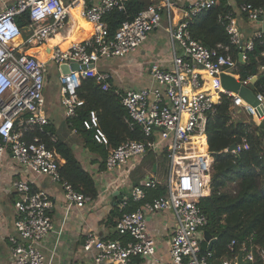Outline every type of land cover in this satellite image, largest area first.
Wrapping results in <instances>:
<instances>
[{
	"label": "built area",
	"instance_id": "1",
	"mask_svg": "<svg viewBox=\"0 0 264 264\" xmlns=\"http://www.w3.org/2000/svg\"><path fill=\"white\" fill-rule=\"evenodd\" d=\"M126 1L16 0L0 8V166L9 151L21 173L12 184L18 195L14 202L15 233L8 237L12 264H48L37 243L54 231V202L45 189L37 187L36 179L48 176L60 183L69 208H83L89 200L62 179L59 165L63 159L57 151L49 149L39 136L33 134L32 139L28 138L39 131L51 141L57 140L48 129L50 119L45 111L46 61L28 51L42 48L49 37L59 33L75 7L83 8L82 15L97 25L96 31L83 41L56 45L48 53V60L58 66L79 65V70L69 68L59 77L60 102L68 120L75 118L85 103L77 94L82 80L94 78L104 90L110 89L111 75L99 71L97 64L103 59L135 52L162 25L164 16L168 18L166 30L175 50L169 68L157 63L150 66L152 85L124 92L121 103L127 111L126 121L131 129H140L143 138L111 148L105 161L106 169L112 171L152 153L157 159L165 158L164 176H147L122 199V215L115 230L124 240L119 237L106 240L88 232L84 251L93 253L95 264H240L241 253L242 264H255L256 255L264 264V248L256 247L255 252L254 246L249 248L243 243L236 252V239L228 246L231 258L215 262L211 250L204 253L202 244L208 219L201 207L203 199L210 195L214 162L207 123L223 96L232 99L235 118L242 112L254 124L264 120L261 108L250 105L222 85L224 73L248 86L253 76L264 73L263 50L257 57L258 72L246 80L240 75L241 64L250 60L257 44L264 45V6L248 3L227 11L221 23L229 42L209 48L193 37L190 22L216 6L218 0H187L183 6H180L183 0H159L133 19L124 21L112 36L104 17L114 9L125 11ZM24 11L29 12L32 30L27 36L15 20ZM29 44L33 46L28 47ZM263 87L264 84L260 86ZM260 88L254 93L264 107V92ZM83 126L93 132L97 143L109 145L97 111L89 112ZM246 149L249 142L244 138L236 143V149L228 148L225 152L238 154ZM160 190L164 194L155 195ZM149 213H172L175 218L168 240V259L157 254L156 242L149 232Z\"/></svg>",
	"mask_w": 264,
	"mask_h": 264
},
{
	"label": "trees",
	"instance_id": "2",
	"mask_svg": "<svg viewBox=\"0 0 264 264\" xmlns=\"http://www.w3.org/2000/svg\"><path fill=\"white\" fill-rule=\"evenodd\" d=\"M157 1L159 0H127L125 11L112 10L104 17L110 35L113 36L124 21L133 19ZM248 3L256 7L264 6V0H218L216 6L201 12L191 20L190 30L193 37L209 48L219 43H228L229 38L221 19L227 11ZM29 18L28 11L18 14L15 18L25 35H28L26 27L29 26ZM263 50L264 45L257 44L250 55V60L241 64L242 80L258 72L257 57ZM262 63H264L263 59ZM262 84L264 77L256 84H250L249 87L254 92H258L257 89ZM260 90L264 92V87ZM77 94L85 103L79 107L77 116L68 121L77 130L83 146L97 156L96 161L99 162L100 168L105 170L109 150L127 140L142 139V132L138 128L131 129L126 121L127 111L121 103L124 92H118L112 86L104 90L94 78H86L82 80ZM231 104L232 99L223 96L222 102L209 117L206 130L214 162L210 181L211 194L203 199L201 207L208 219L205 231L216 239L211 249L215 262L231 258L232 254L228 246L233 239L237 241L236 252H239L243 243L249 248L254 246L255 252L256 247L264 248V132L262 130L264 120L256 126L246 119L235 118ZM91 110L97 111L100 127L107 135L109 145L97 143L93 138V132L83 126V121ZM33 134L43 138L47 147L56 150L64 160V163L59 165L62 179L72 184L86 197L97 198L99 190L96 181L83 167L73 148L60 139L53 142L39 131L29 134L28 138L32 139ZM244 138L249 142V149L238 154L225 152L231 145L241 143ZM1 142L0 137V144ZM147 155L153 164H157V170L165 173L167 169L165 158L157 159L152 153ZM159 194H164V191L155 193V195ZM121 215L122 211L119 208L111 213L109 218L111 227L115 226ZM117 237L125 239L118 233L112 238ZM207 250L208 244L204 242L202 251L205 253ZM256 257L255 264H263L258 255Z\"/></svg>",
	"mask_w": 264,
	"mask_h": 264
},
{
	"label": "crops",
	"instance_id": "3",
	"mask_svg": "<svg viewBox=\"0 0 264 264\" xmlns=\"http://www.w3.org/2000/svg\"><path fill=\"white\" fill-rule=\"evenodd\" d=\"M15 1L0 0V8ZM186 1L180 2V6L186 5ZM82 11L81 7L72 8L70 18L59 33L49 37L42 48H32L28 51L29 54L45 60L46 65L50 64L44 89L45 111L50 119L49 128L57 139L66 142L73 148L83 167L93 175L99 190L97 198H89L83 208L75 206L69 208L60 183L53 182L48 176L36 179L37 187L45 189L54 202L52 209L54 231L37 243L48 264H95L93 253H88L83 249L88 232H94L106 240L115 239L112 237L116 234V223L114 227H111L109 218L115 209L119 208L121 211L120 203L124 197L129 195L131 187L142 182L149 175L162 178L164 176V172L157 170V164H153L148 155L135 159L128 166L115 169L112 172L100 168L99 162L96 161L97 156L83 146L77 130L70 125L65 116L64 108L60 102L61 83L59 77L62 70L53 61H49L47 55L56 45L62 43L66 45L72 42L76 36L74 29L80 25L82 18H86L85 16L76 18L73 13L82 14ZM177 21L178 19L174 23ZM167 26L168 18L164 16L162 25L154 29L135 52L125 57L103 59L97 64L99 71L111 75L110 86L118 92H125L129 88L147 87L153 83L150 74V66L153 63L165 68L171 66L175 50L169 32L166 30ZM176 52L179 53L180 49ZM247 121L253 123L252 119ZM260 123L261 121L253 124L259 126ZM262 130L264 132V126ZM20 175L18 164L7 151L0 166V264H12L8 237L15 233L14 221L17 218V212L14 202L18 198V195L12 190V184ZM148 217L149 224H151L149 232L156 242L157 254L162 259H168V240L175 218L172 213H149Z\"/></svg>",
	"mask_w": 264,
	"mask_h": 264
},
{
	"label": "water",
	"instance_id": "4",
	"mask_svg": "<svg viewBox=\"0 0 264 264\" xmlns=\"http://www.w3.org/2000/svg\"><path fill=\"white\" fill-rule=\"evenodd\" d=\"M239 60L242 62L241 54L239 55ZM60 67H61L62 73H67L69 71V68H72L74 70H79L78 63L62 64L60 65ZM262 77H264V74L259 75V76H253L250 79L251 84H256V82ZM222 85L227 91L239 94L240 97L243 98L250 105L261 108L264 112L263 105L260 103V101H258L254 91L248 85L243 84L240 80L236 79L234 76L226 74V73L222 75ZM234 149H236V143L231 145V147L229 148V151H232ZM204 240L208 244V250H211L216 239L213 238L210 233H208L207 231H204ZM242 257H243V254L241 253L239 255L240 264H242Z\"/></svg>",
	"mask_w": 264,
	"mask_h": 264
},
{
	"label": "bare ground",
	"instance_id": "5",
	"mask_svg": "<svg viewBox=\"0 0 264 264\" xmlns=\"http://www.w3.org/2000/svg\"><path fill=\"white\" fill-rule=\"evenodd\" d=\"M73 15L76 18H80L83 15L81 13H76L74 12ZM83 20L80 22V25H78L75 29H74V33L76 34V36L73 38L71 43H76L78 41H81L83 39H87L88 37L92 36L93 32L96 29V24L91 23L88 21V19L86 18H82ZM64 43H62L60 46H63ZM48 56V55H47ZM46 59V58H44Z\"/></svg>",
	"mask_w": 264,
	"mask_h": 264
},
{
	"label": "rangeland",
	"instance_id": "6",
	"mask_svg": "<svg viewBox=\"0 0 264 264\" xmlns=\"http://www.w3.org/2000/svg\"><path fill=\"white\" fill-rule=\"evenodd\" d=\"M26 31H27V34H28V35H30L31 32H32V30L30 29L29 26L26 27ZM26 36H27V35H26ZM32 46H33V45H31V44L28 45V47H32ZM46 68H47V71H48V68H50V64L46 65ZM257 88H258V87H257ZM257 90H258V89H257ZM237 114H238V115H237L236 118H238V119H246V120H249L248 117H247L245 114H243V113L241 114V112H238ZM112 171H114V170H112ZM112 171H110V172H112ZM174 220H175V219H174ZM175 222H176V221H174V223L172 224V227L175 225ZM150 226H151V224H149V227H150ZM172 227H171V231H172ZM171 231H170V232H171Z\"/></svg>",
	"mask_w": 264,
	"mask_h": 264
}]
</instances>
